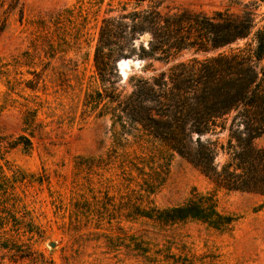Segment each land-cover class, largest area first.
<instances>
[{"label":"rangeland","instance_id":"1","mask_svg":"<svg viewBox=\"0 0 264 264\" xmlns=\"http://www.w3.org/2000/svg\"><path fill=\"white\" fill-rule=\"evenodd\" d=\"M125 2L0 0V264H264L263 195L219 187L142 126L85 105L102 93V20ZM229 5L164 0L162 10L212 14ZM258 12L264 25V3ZM149 40H136V53ZM195 56L204 57L187 51L179 61ZM124 59L117 87L129 95V78L152 70L137 55ZM234 122L203 138L222 148L219 169L230 161V136L244 129ZM152 181L160 184L149 194ZM205 196L234 219L230 228L142 216Z\"/></svg>","mask_w":264,"mask_h":264},{"label":"trees","instance_id":"2","mask_svg":"<svg viewBox=\"0 0 264 264\" xmlns=\"http://www.w3.org/2000/svg\"><path fill=\"white\" fill-rule=\"evenodd\" d=\"M127 1L108 11L115 16L102 20V44L95 54L102 93L88 94L85 105L96 109L102 104V117L110 116L114 123L142 126L219 187L264 196V145L257 144L264 138V25L258 12L264 0H229V6L212 14L179 7L164 12V0ZM234 6L241 12H233ZM146 34L148 46L141 44L136 53L135 41ZM187 51L204 57L179 61ZM128 55L144 60V71L152 73L132 75L127 84L132 91L123 95L117 87V62ZM156 63L163 65L160 70ZM226 121L244 129L230 136V161L219 169L222 148L203 138L218 128L225 131ZM159 184L146 183L145 191L151 194ZM143 214L162 224L196 220L217 230L234 221L210 196Z\"/></svg>","mask_w":264,"mask_h":264},{"label":"water","instance_id":"3","mask_svg":"<svg viewBox=\"0 0 264 264\" xmlns=\"http://www.w3.org/2000/svg\"><path fill=\"white\" fill-rule=\"evenodd\" d=\"M128 61H130L129 59H124V60H121V61H119L118 63H117V71H118V73H119V75L121 76V78H123V76H124V70H125V68H124V62H128Z\"/></svg>","mask_w":264,"mask_h":264},{"label":"bare ground","instance_id":"4","mask_svg":"<svg viewBox=\"0 0 264 264\" xmlns=\"http://www.w3.org/2000/svg\"><path fill=\"white\" fill-rule=\"evenodd\" d=\"M127 65H128V62H124V67H127Z\"/></svg>","mask_w":264,"mask_h":264}]
</instances>
